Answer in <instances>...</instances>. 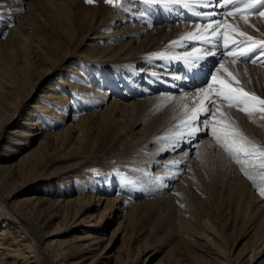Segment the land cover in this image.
I'll return each mask as SVG.
<instances>
[{"label":"rangeland","instance_id":"obj_1","mask_svg":"<svg viewBox=\"0 0 264 264\" xmlns=\"http://www.w3.org/2000/svg\"><path fill=\"white\" fill-rule=\"evenodd\" d=\"M29 1L31 0H22L21 4L0 3V41L5 40L9 32L21 21L19 31L28 33L30 38L38 42L48 41L44 45L51 44L57 50L55 55L65 59L58 62L56 56L46 52L48 60H41L36 67H31L29 59L18 47L12 45L9 48L11 53L19 50L15 52L18 67L30 70L33 83H38L17 111L16 119H12V122L4 127V133L0 136V152H8V148L4 150V145L8 144L10 129L20 125L25 116H40V123L31 129V132H38V136L30 137L31 145L13 147L16 151L6 157L8 161L15 160L21 153L30 151L31 147H37L29 154L30 157L26 158L29 171L26 174V184L17 198L36 193L50 197L52 202L57 204V217L49 223L50 229L58 232L56 239L59 246L61 244V247L68 248L76 235L86 230H91L99 239L100 248L96 253L89 257L77 255L73 262L264 264V125L254 123L255 116L264 112V103H261L264 101V71L247 72L239 80L245 92L250 89L257 91V111L252 114V120L241 116L243 112H249L248 107L246 108L249 102L239 99L234 105L236 107L232 109L233 112L228 110L227 118L221 121L219 127L221 134L228 139L216 141L210 134L202 131L196 135L192 144L198 146L188 147L190 153H185L187 158L184 156V164L177 169L173 179L165 181L160 178L156 181L157 171L168 170L163 166L159 167L158 163L152 160L137 164L134 159L126 158L130 152L124 150L125 142H117L116 137L127 143L139 135L137 132L143 126H151L160 131L170 128L174 121L173 110H159L150 102L151 97L167 91L122 97L121 93L127 89H123L126 86L119 79H127V83H133L137 90L144 86V81L134 79V76L126 71H123V75L116 73L114 67L105 64L112 62L108 61L111 55L115 54L113 57H116L114 47L121 46L129 38L116 41L115 35L109 37V34L118 30V27L114 26L115 23H112L113 26L102 29L103 32H110L109 34H93L92 36L97 38H93L87 46L80 49L82 37H76L68 25L58 20L64 18L67 10L78 15L81 8L94 10L99 7L106 9L109 6V9L114 8L119 13L118 9L122 11L126 7L124 1L114 0L108 3L105 0H93L88 3L86 0H44L43 12H37L38 15H34L36 12L28 6ZM67 2L74 10L66 6ZM60 3L65 6L58 17L55 11L61 6ZM3 6L8 7L2 8ZM109 9H106V12ZM116 24L122 23L118 21ZM62 34L65 36L62 37ZM70 37H73L71 42L59 43L62 39ZM44 48L43 50H46ZM86 59L87 61L83 62ZM103 60L108 62L100 63ZM57 62L58 67L53 72L52 66ZM10 65L3 63L5 68ZM74 65L83 69L87 78L86 80L79 77L78 82L82 85L86 83L91 91L84 93L78 89L74 77L67 78L66 84L58 83L59 77H68V72ZM27 66L30 69H27ZM141 66L146 67L140 64L136 68ZM112 79L119 81V87L122 88L112 90ZM28 86L29 83L21 84L20 93L24 94ZM52 86L54 88L50 90ZM98 88L103 90L102 94H106L103 101H100L102 96L96 97ZM47 91L53 95L41 99L51 107L37 110L30 106L40 99L39 95ZM16 94L0 91V104L7 111L12 112L16 107L12 103ZM62 94L65 96L60 98ZM116 98L121 106L126 103L129 107L138 105V118H141L142 122L133 130V136L122 135L117 127L129 124L130 119L126 117H130V112L133 118L136 110L114 114L112 119L117 123L112 121L109 124L110 127L112 124V127L108 133L101 131V121L98 120L99 115L96 112L106 110L116 103V100H113ZM28 111H31L30 114ZM79 117L83 118L80 122ZM174 129L177 128L171 130ZM45 134L51 138V142L53 141L49 148L41 147V144L45 145L49 141H41ZM206 139L209 154L205 160H201L196 158V151L198 147L203 146ZM246 140L253 141V144H247ZM185 147L186 145H181L178 152L184 153ZM170 154L171 152L167 151L158 158H168ZM149 157L151 155L146 156ZM245 158L253 160L255 166H242L241 161ZM217 161H224L223 165L217 166ZM11 189L12 187L8 190ZM11 200L9 198L0 201V242L5 241L3 245L11 246L17 253L25 256L26 252L36 249V242L31 239L26 224L14 219L8 208V202L11 203ZM122 205L129 207L131 213L123 214L120 210ZM19 206L24 210L31 207V204L21 200ZM76 218H82L83 223L75 224ZM91 223H96L92 229L89 227ZM106 256L109 257L104 258ZM42 259L30 263V259L25 256L23 259L18 258L16 262L44 264ZM106 259L107 262L103 263ZM8 262L14 263L13 257L7 258L6 262L0 261V264Z\"/></svg>","mask_w":264,"mask_h":264},{"label":"bare ground","instance_id":"obj_2","mask_svg":"<svg viewBox=\"0 0 264 264\" xmlns=\"http://www.w3.org/2000/svg\"><path fill=\"white\" fill-rule=\"evenodd\" d=\"M21 1L22 0H0V3L4 5L5 3L21 4ZM123 1L126 7L123 8L122 11L117 8L119 13L114 8L109 9V6L106 7V9H109L107 11L108 13L105 7H99L94 10L81 8L78 11V15L72 11L70 13L67 10L64 18L58 20L64 25H68L69 28L74 31L76 37H82L79 43L80 49L87 46V43L93 38H97L92 36L93 34H109L110 32H103L102 29L113 26L112 23H115L114 26L118 27V30H115L116 32L113 34H109V37L115 35L116 37L114 40L116 41L121 38H129L126 43L119 47H114V49H116L114 50L116 51V57H113L115 54L111 55L108 61L112 62L105 64L108 67H114L113 70L116 73L119 72L123 75V71H126L133 75L134 79L144 81V86L140 87V90H137L132 82V85H130V82L129 84L127 83V79L118 78L121 82H124L126 86V88L123 89H127V91L121 93L122 97L137 96L141 93H152L155 92L156 89L164 90V92L167 91V93H159L156 97H151L150 102L151 104L154 103V107L159 110H173L174 121L170 125V128L160 131V129H153L151 126L149 128L143 126L137 132L139 135L133 137V140L127 143L119 137H116L117 142H125L124 150L130 152V155L126 158L134 159V163L143 164L144 161L152 160L154 163H158L159 167L163 166L166 168L168 171L165 170L160 172L159 170L156 176V181L160 178H164L166 181L173 179L177 169L180 168L184 162L185 153H190L188 147L191 148L192 146L194 148L198 146L197 144L192 145L196 135L205 131L210 134V137L215 138L216 141L222 142L223 139H228V137L225 136V138L221 134V128L219 127L221 121L227 118L228 110L229 112H233L232 109L236 107L234 105L239 99H245L249 102L246 106L249 112H243L241 115L242 117L250 121L252 114L257 111V91L255 89H250L248 92H245L239 80L240 77L247 72L264 71V53L259 52V49L264 47V14L260 12L257 15L250 16L244 13H237V15H235V13L231 12L221 17L220 20H214V13H212L211 16L199 15L198 21L194 23L177 22L173 21L172 18L178 16L180 6L187 7L191 5L186 4L185 0ZM44 2V0H31L28 2V6L32 7L33 11L36 12L34 15H38L37 12H43ZM63 4L64 3L55 11L58 17L61 15L65 6ZM204 4H207V0H200L199 3H194L192 5L194 7L200 6L207 9L213 6L204 7ZM66 6L70 10H74V8L69 7L68 2ZM7 7L3 6L2 8ZM190 10L194 11L193 9ZM74 18H76V20ZM118 21H121L122 24H116ZM20 23L21 21L16 24L5 40L0 41V67H3V71L0 69V91L4 90L5 93H17L12 102L16 107L12 112L7 111L4 106L0 104V136L4 133V127L9 125L12 119H16L17 111L23 103L27 101V98L34 91L38 83L37 81L33 83L30 70H22L23 67H18L15 59V55L17 54L15 52L19 50L22 51L29 59L31 67H36L41 60L47 61L46 52L51 53L53 57L56 56L58 62L65 59L58 54L55 55L57 50L54 46L51 44L44 45L48 43V41L46 42L44 40L43 42H38L30 38L28 33L23 34L22 31H19ZM64 36L65 35L62 34V37ZM141 36L144 37L140 39ZM72 40L73 37H70L65 40L62 39L59 43L71 42ZM209 41H211V43H209ZM12 45L18 47L19 50L13 51L12 53L9 52V48ZM43 47H45L44 49L46 50H43ZM227 47L228 50L224 53L222 50ZM250 49H255L256 54L247 62L244 60L246 57L242 58L240 53H247ZM86 61L87 59L83 62ZM108 61L103 60L100 63H107ZM193 61H195V67H198L203 62L207 63L209 61H213V66L209 70L208 78L202 86L192 89L184 88L186 83L184 80L180 79L179 70L183 67L194 68L191 67ZM4 62L5 64L10 63V67L5 68L3 66ZM58 62L57 64H53V72L54 69L58 67ZM90 62L92 63V61ZM83 64L84 63H82L81 66H83ZM140 64L150 68L141 66L137 69L136 67ZM27 69H30V67L27 66ZM84 74L85 72L83 69L74 65L70 68V72H68L67 75L68 77H59L58 83L66 84L67 78L71 79L74 77L73 79L77 80L75 85L78 89L87 93L91 90L85 85L86 83L82 85L78 82L79 77L87 80ZM125 77L124 75V78ZM28 83L29 86L26 92L24 94L20 93V85ZM110 84L112 85V90L116 88L117 91V88H122L119 87V81L115 82V80L113 81L112 79ZM53 88L52 86L50 90H53ZM61 88L62 86L58 89L61 90ZM124 90H122V92ZM168 90H170L169 93ZM102 91V89L98 88L97 92H95L96 97L97 95L102 96L100 101H103L106 95L102 94ZM171 91H175L178 94H172L170 93ZM51 95L53 94L50 91H47L43 95H39L40 99H37L30 106L37 110L48 109V107L51 106L43 102L41 98L44 96L48 98V96ZM64 96L65 95L62 94L60 98ZM117 98L113 99L116 100V103L112 104L106 110L96 112V114L99 115L98 120L101 121V131L106 134L112 127V124L111 127L109 124L112 121V123H117L112 119L114 114L123 111L127 112V110H136L133 118L130 112V117H126L130 119L129 124L126 123L125 125L117 127L120 128L122 135H127L129 137L133 136L135 134L133 130L142 122L141 118H138L140 115L138 112V105L134 104L129 107L126 103L121 106ZM39 118L40 116H25L20 122V125L9 130L10 135L8 136V144L4 145V150L8 148V152H3L2 154V151L0 152V199H12L11 203L8 202V208L14 216V219L26 224L31 233V239H34L36 242V249H33L34 251L30 250L29 253L26 252L25 255L30 259V263L39 262L41 258H43L44 264H77L78 261L76 263L73 262V259H75L77 255L89 257L99 250V239L91 230H86L76 235V238H74L68 248L61 247V244L59 246L56 239L58 232L50 229L51 223H49L57 217V213L55 212L57 204L52 202L50 197L41 196L36 193L26 194L20 197L21 199L17 198V195L26 184V174L29 171L26 158L37 147H31L30 151L21 153L18 159L15 160L11 159L8 161L6 157L9 153L16 151L13 147L29 145L31 140L30 137L38 136L37 130L31 132V129L35 124L40 123ZM82 119V117H79V122ZM194 122L197 123L193 125ZM200 122L202 123L201 125L199 124ZM254 123L259 126L264 125V112H260L259 115L255 116ZM172 128L177 129L171 130ZM47 136L48 135L45 134L41 140H49L45 145L41 144L42 148H49L53 143V141H50L51 138ZM207 140L208 139L205 141ZM205 141L203 146L198 147L196 151V158L199 157L201 160H205L207 154H209L206 147L208 141ZM246 143L250 145L251 143L253 144V141L246 140ZM181 145H186L184 153L181 151L178 152ZM167 151L171 152L168 158H158ZM175 152L178 153L175 154ZM147 155H151V157L146 158ZM10 156L12 155L10 154ZM247 159L245 158V160L241 161V163H243L242 166H255L253 160L250 161L249 158ZM236 161L238 163L240 162L239 159ZM223 162L224 161H217V166L223 165ZM153 179L152 182H154ZM150 184L149 182V185ZM10 187H12L11 191L8 190ZM6 191L9 193L7 194ZM21 200L27 201L29 205L31 204V207L24 208V210L20 208L19 205ZM120 210L123 214L126 213L128 215L131 213V211L129 212V207L127 208V206L125 207L124 205H122V209ZM74 223L81 224L83 223V219L76 218L74 219ZM95 225L96 223H91L89 225V227H91L90 229ZM16 242L17 240L12 243L14 244ZM3 244H5V241L0 242V261L6 262L7 258L13 257L14 263L8 262V264H22L21 261H18L19 263L16 261L18 258H25V256L21 253H17L15 248ZM31 252L35 253L32 254ZM108 257L109 256H106L104 258ZM106 262L107 259L103 263Z\"/></svg>","mask_w":264,"mask_h":264},{"label":"snow or ice","instance_id":"obj_3","mask_svg":"<svg viewBox=\"0 0 264 264\" xmlns=\"http://www.w3.org/2000/svg\"><path fill=\"white\" fill-rule=\"evenodd\" d=\"M86 2L88 3H92L93 0H86ZM105 2L111 3L114 2V0H105ZM116 2H122V0H116ZM200 0H185L186 4H194V3H199ZM225 3H232L233 0H224ZM214 3V0H207V4H204V7H208V6H212ZM220 0H215V4L219 5ZM237 3H245V4H249L250 6H252L255 10H258L261 12V14H264V0H237ZM257 6H259V8H257ZM197 15H208L211 16L212 13H196ZM209 43H211V41H209ZM260 53H264V47H261L259 49ZM256 54V50L255 49H250L249 52L247 53H240L241 57H248L250 60L252 58V56ZM254 62V61H253ZM191 67H195V61L192 62ZM246 95V94H245ZM261 103H264V101H261Z\"/></svg>","mask_w":264,"mask_h":264}]
</instances>
